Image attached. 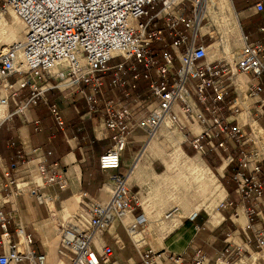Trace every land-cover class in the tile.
<instances>
[{
    "label": "built area",
    "instance_id": "obj_1",
    "mask_svg": "<svg viewBox=\"0 0 264 264\" xmlns=\"http://www.w3.org/2000/svg\"><path fill=\"white\" fill-rule=\"evenodd\" d=\"M243 1L252 5L255 13L264 14V0ZM8 9L20 18L26 32L23 41L0 48V102L7 108L14 104L13 110L0 117V127L19 116L42 132V122L30 119L28 112L44 104L58 131L65 134L67 123L59 105L50 99V93L57 91L72 100L84 99L87 109L83 115L102 112L103 134L111 139L99 158L102 170H115L110 176V197L87 201L83 212L77 211L60 226L58 253L65 264H113L112 246H104L100 253L94 240L131 214L138 200L128 183L129 172L118 171L123 152L136 127L142 126L150 137L163 116L185 134L195 151L220 157L245 206L248 225L243 229L244 242L234 243L228 233L227 245L215 264H264V221L258 220L264 204V171L250 144L252 131L239 123L242 105L231 85L236 74L246 75L247 96L258 95L264 104V23L258 27L262 34L258 40L251 41L242 31L244 45L233 63L226 57L209 58L212 43L207 37L213 36L202 30L209 21V0H0V12ZM117 59L120 61L112 63ZM109 72L112 75L105 77ZM141 81L147 88L132 94L130 90L137 89ZM10 143L18 144L15 139ZM24 148L22 144L16 152L15 172L0 156L8 192L14 197L36 196L49 205L58 194L46 195L40 190L53 185L66 189L65 166L48 160L52 150L37 146L26 158ZM229 148L231 152H227ZM232 205L230 200L221 203L223 208ZM177 211V206L172 208L166 218ZM12 221L13 214L4 209L0 198V264H47V256L32 247L21 220L15 223L23 239H13L9 230ZM145 222L144 214H139L125 224L143 264H210L207 252L199 247L193 255H165L145 248L132 237Z\"/></svg>",
    "mask_w": 264,
    "mask_h": 264
},
{
    "label": "crops",
    "instance_id": "obj_2",
    "mask_svg": "<svg viewBox=\"0 0 264 264\" xmlns=\"http://www.w3.org/2000/svg\"><path fill=\"white\" fill-rule=\"evenodd\" d=\"M234 4L236 13L240 15L242 31L249 35L251 41L260 39L262 34L258 31V27L264 23V14L255 13L252 5H247L244 1L239 7ZM239 47L237 34L233 33L231 48ZM112 73L109 72L105 77L108 78ZM239 76L236 74L233 77L231 85L234 96L238 95L240 99L238 85L235 83V79ZM243 77L244 80L240 81V85L243 84L245 88L244 101L249 106V115L244 114L245 108L241 106L238 120L253 134L250 120L264 130V104L258 95L247 96L248 77L246 75ZM146 88L147 83L141 81L137 89L130 91L136 95ZM120 96L126 100L123 93H120ZM50 99L60 107L61 115L68 126L66 133L58 131L46 105L33 106L28 112V117L41 121L44 130L36 132L33 123H27L19 116L11 122H5L0 127V156L4 164L15 172L14 163L18 161L16 152L22 148V144L25 147L26 158L32 156L31 149L37 146H42L45 151L52 150L53 154L48 160L59 161L65 166L69 180L68 187L61 189L58 185H53L41 188L40 191L46 195L59 196L49 205L29 194L14 197L8 192L6 179L0 168V198L4 203V209L13 214L15 221H22L25 234L31 236V244L36 252L47 256V264H65L66 261L58 253L60 226L66 225L77 211L83 212L84 203L87 201L108 200L113 187L110 176L115 170H102L99 165L100 156L111 144L110 137L103 134L104 124L103 119L100 118L102 112L95 113L94 116L88 113L83 115L87 109L84 99L72 100L57 91L50 93ZM97 105L102 109L100 102ZM13 108L14 104L11 103L7 111ZM169 130L162 126L156 137L148 144H146L147 133L142 128L136 127L129 136L127 148L122 156V165L118 171L129 172V175L131 172L128 183L138 200L134 202L131 214H128L123 221H115L104 234L96 236L94 240L96 249L100 253L104 246H112L114 253L110 256V261L113 264H143L135 242L125 229V224L132 222L139 214H144L146 217V222L140 229V244L145 248L162 251L165 255L186 252L193 255L195 248L199 247L207 252L210 264H215L227 245L228 233L230 240L236 244H242L245 240L243 229L248 225V218L244 210L245 206L235 192L236 182L227 171V165L215 153L197 152L190 144L182 146L181 143L186 140V136L181 142L180 133L178 131L171 133ZM52 133L55 135L50 141L49 137ZM13 139L18 142L17 146L11 145ZM160 143L162 147L168 148L169 157L158 158L160 156L156 152V145ZM231 151V148L227 150V152ZM239 153V151L234 152L236 157ZM151 156L152 159H149ZM174 167L186 168L192 174H196L201 186L206 183L205 186H209L212 194L221 197V201L216 200L212 203L216 205L214 211L208 210V207V209L205 207L198 209V205L190 208L186 204H182L181 209L178 203L166 208L170 201H167L165 194L159 193L155 188L159 183L157 178ZM262 170L264 171V164ZM16 174L20 173L16 172ZM19 179L21 180V176ZM29 188L31 186L28 185ZM227 200L233 201V205L227 208L221 207L220 204ZM176 206L178 211L172 217L166 218V214ZM236 211L238 215H234ZM258 220L264 221V206L259 211ZM15 221L9 224L12 237L14 240L23 239L22 235L17 234ZM2 251L3 248L0 246V252ZM165 263L173 264L170 261Z\"/></svg>",
    "mask_w": 264,
    "mask_h": 264
},
{
    "label": "rangeland",
    "instance_id": "obj_3",
    "mask_svg": "<svg viewBox=\"0 0 264 264\" xmlns=\"http://www.w3.org/2000/svg\"><path fill=\"white\" fill-rule=\"evenodd\" d=\"M232 2H233V5L234 3H236V6L239 7L240 3H242L243 0H232ZM0 14H1L0 16V47L1 46L7 47L18 41H22L25 36V32H26V28L23 22L19 18L14 17L15 13L11 9L0 12ZM217 39H220V35L218 33H216V35L213 37H210V36L207 37V41L209 43H212L213 41ZM219 54H220L219 57L212 56L211 59L225 57V54L223 53V51L220 52ZM118 61H120V59L113 60L112 63H116ZM173 125L176 126L174 123ZM178 131L180 130L178 129ZM183 135L185 139V134L183 133ZM251 137H252V142H250V144L255 145L253 134H251ZM164 142H168V141L164 140ZM186 144H189L187 140L181 143L182 146H185ZM156 148H157L156 152L158 153V156H160L158 158L169 157L168 148L162 147L161 143L157 144ZM256 152L258 153L257 159L261 160L260 161L261 164H264V149H260V150L258 149V151ZM149 159H152V156ZM157 181L159 183L155 189L159 193L165 194L167 201H170V204H168L166 208H168L174 203L175 204L178 203L181 209H182V204H186L190 208H193L198 205L199 206L198 209L202 207L207 208L208 206H211L212 210L214 211L216 209L215 208L216 205L212 203L216 200L217 202L222 200L221 197H218V195L216 196V194H212L209 186L206 187L207 186L206 183L203 186H201L202 185L201 182H199V180L196 179V174H192L186 168L174 167L166 171L161 176H159L157 178ZM263 206L264 205L262 204L261 207L263 208Z\"/></svg>",
    "mask_w": 264,
    "mask_h": 264
},
{
    "label": "bare ground",
    "instance_id": "obj_4",
    "mask_svg": "<svg viewBox=\"0 0 264 264\" xmlns=\"http://www.w3.org/2000/svg\"><path fill=\"white\" fill-rule=\"evenodd\" d=\"M14 12V11H13ZM15 13V12H14ZM1 16V14H0ZM239 16L238 13H236L234 9V5L232 0H209V10H208V17L209 21L206 25L203 26L202 30L203 32H208L212 36H215L216 33L220 35V39H217L212 42V44L209 47V58L212 56L219 57V53L223 51L225 54V57L229 59L231 62L235 63L238 54L240 53L241 48L244 45L243 42V32H242V26L239 21ZM15 18H19L16 13L14 15ZM20 19V18H19ZM235 33L237 34V39L240 44L239 48L232 49L231 48V36L232 34ZM25 38V36H24ZM23 38V40H24ZM22 40V41H23ZM20 42V41H18ZM1 46L0 48H8ZM245 75H240L235 79V83L238 85V90L240 94V100L239 102L241 103L242 106H244V114L247 116L249 115V110H248V105L244 101L245 98V88L242 85H240V81L244 80ZM7 112V107L0 102V117H3ZM252 126H253V138L255 140V145L254 148L256 151L258 149H264V130L253 120H250ZM164 126L169 128L170 132L173 133L175 131H178V127L173 125V122L170 120L168 116H163L162 122L160 126L158 127L157 131L150 137H148V140L146 144L150 143L157 135L159 129ZM137 128H142V126H139ZM145 130V129H144ZM134 131V130H133ZM132 131V132H133ZM131 132V133H132ZM181 135V142L184 139L183 133L181 131H178ZM197 155H200V153H197ZM131 175V172H130ZM129 175V176H130ZM221 187V186H219ZM209 210L212 211L211 206H208ZM132 237L135 240H139L141 237V232L138 231L136 233H133Z\"/></svg>",
    "mask_w": 264,
    "mask_h": 264
},
{
    "label": "trees",
    "instance_id": "obj_5",
    "mask_svg": "<svg viewBox=\"0 0 264 264\" xmlns=\"http://www.w3.org/2000/svg\"><path fill=\"white\" fill-rule=\"evenodd\" d=\"M232 177V176H231Z\"/></svg>",
    "mask_w": 264,
    "mask_h": 264
}]
</instances>
